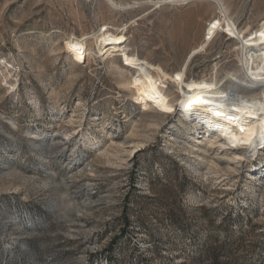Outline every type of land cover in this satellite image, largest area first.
Returning a JSON list of instances; mask_svg holds the SVG:
<instances>
[{"label":"rangeland","instance_id":"rangeland-1","mask_svg":"<svg viewBox=\"0 0 264 264\" xmlns=\"http://www.w3.org/2000/svg\"><path fill=\"white\" fill-rule=\"evenodd\" d=\"M111 1L0 0V264H264V148L211 144L224 141L183 116L169 79L180 107L144 111L123 53L101 57L92 38L107 28L168 75L186 66L185 89L220 82L240 70L223 33L200 50L220 10ZM219 1L243 36L264 20V0Z\"/></svg>","mask_w":264,"mask_h":264},{"label":"bare ground","instance_id":"bare-ground-1","mask_svg":"<svg viewBox=\"0 0 264 264\" xmlns=\"http://www.w3.org/2000/svg\"><path fill=\"white\" fill-rule=\"evenodd\" d=\"M112 3L111 0H107ZM190 0H160L156 5L165 3H182L185 4ZM199 1V0H198ZM214 2L222 14L218 19L211 20L203 33V43L200 50L213 39V36L218 32L227 34L229 39L237 41L238 43V63L240 70L236 73H228L227 76L220 82L215 79L200 80L192 82L189 88L185 89L184 79L186 66L182 71L175 75H168L159 65L151 66L148 63L140 60L135 56H130L124 51L125 37L123 34H115L107 30V28L100 29L92 38L94 44L97 46L99 56L107 57L116 52H122L123 61L126 66H130L136 72L135 76L129 79L123 78L122 85L127 90H132L134 101L141 105L144 111L154 108L156 112L163 114H170L166 112L163 107L174 109V104L166 93L162 91L163 80H168L174 84L179 90V104L182 107L183 116L195 126L205 128L207 132H213L215 139L221 137L223 143L218 142L220 148L229 147L230 149H242L247 153H252L253 156L264 148V20L258 30L250 32L243 36L235 26V24L226 16L223 5L219 0H209ZM155 5V6H156ZM86 39L68 38L65 42V49L76 63L85 62L86 54L88 53L86 47ZM93 43V42H92ZM76 45L78 47H73ZM196 49L191 57L199 53ZM92 53L88 56L91 57ZM119 70L117 65L114 66ZM113 68V70H114ZM238 70V69H236ZM240 73V75L238 74ZM180 76L178 80L176 77ZM124 76V75H123ZM200 84L215 85L211 88H200ZM227 84L228 88L224 89ZM165 88V87H164ZM197 96L213 100L218 103H224V116L217 118L208 110L209 106L190 105V101ZM239 96L241 103L233 105L222 100L223 97ZM233 107H239L241 112H233ZM251 113V116L248 115ZM240 116L241 120H229L227 117ZM254 117V118H253ZM210 124L213 126L210 127ZM240 127H244L246 131L241 133ZM233 135L239 137L241 140H247L246 143H239L233 140ZM178 140V139H177ZM235 145V146H234ZM141 145L137 144L129 153L133 156ZM245 154V153H244ZM240 156V155H239Z\"/></svg>","mask_w":264,"mask_h":264},{"label":"snow or ice","instance_id":"snow-or-ice-1","mask_svg":"<svg viewBox=\"0 0 264 264\" xmlns=\"http://www.w3.org/2000/svg\"><path fill=\"white\" fill-rule=\"evenodd\" d=\"M262 35H264V34H262ZM73 47H78V46L73 45ZM176 78L179 80L180 79V76L177 75ZM199 87L200 88H211V87H215V85L200 84ZM222 100L226 101L229 104H233V105H236V104L241 103V100H240V97L239 96H234V97H231V98L225 96V97L222 98ZM190 105L209 106L208 107V110L212 113L213 116H215L217 118H221V117L224 116V112L221 111V109H223V107H224V103H218V102H215L213 100L206 99V98H203L201 96H197L195 99H192L190 101ZM163 110L166 111V112H172L175 109L169 108V107H163ZM232 111L233 112H241L242 109L239 108V107H233ZM248 115L251 116V113H248ZM227 118L229 120H236V121H240L241 120V117L240 116H232V115H229ZM211 126H213V125L210 124V127ZM239 131L241 133H244L246 131V129L244 127H240L239 128ZM232 139L239 141V143H246V142H248L247 140H241L239 137H237L235 135H233Z\"/></svg>","mask_w":264,"mask_h":264}]
</instances>
